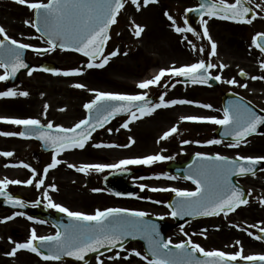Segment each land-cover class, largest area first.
Instances as JSON below:
<instances>
[{"label":"rangeland","instance_id":"obj_1","mask_svg":"<svg viewBox=\"0 0 264 264\" xmlns=\"http://www.w3.org/2000/svg\"><path fill=\"white\" fill-rule=\"evenodd\" d=\"M231 1L228 0V2ZM29 2H35V0H29ZM140 2L142 7L139 11L131 3V0H128L125 9L122 10L118 23L112 31V42L107 49V53L119 49L120 54L112 57L108 65L103 69H87L86 64L88 61L73 53L56 50L47 53L48 55L44 58L30 53L27 59L35 65V68L44 62H51L59 66L60 70L80 68L84 74L66 77L37 70L31 76L28 74L21 75L20 84L16 87H6L5 82L0 81V91L12 89L17 92H29L28 97L18 95L16 97L0 98V117L33 118L41 120L42 124L52 123L53 127L61 125L65 128H70L85 117L84 105L95 98L94 92L91 90L122 93V91H131L130 89L137 88L133 81L127 80L124 76L126 72L134 70L130 64H127V60L131 58H138L140 62H151L152 64L158 62L192 64L201 59H208L210 62L217 64L218 67L215 68V71L219 69V73L224 80L235 79L239 84H247L245 88L223 83L224 85L222 84L221 87L223 90L240 93L264 111V79H252L254 76L264 77V68H262L264 56L256 51L253 44L254 35L260 31L264 32L263 23L257 22L246 26H235L219 18L203 19L207 20L209 34L212 41L217 44V55L212 57L209 55L211 42L207 37H203L204 43L201 44L189 32L177 33L175 31L176 26L185 27L182 21V13L186 8L195 5L191 0H156V2L149 3L146 6H143V0H140ZM250 4L260 14L264 13V0H251ZM257 5L260 7H257ZM161 10H164V15L167 12L174 18L175 25L167 16L161 17L158 13ZM1 14H5L8 17L7 19L13 23V27L4 28L7 36L32 44L34 48L40 47L43 49L48 47L35 33L33 27L25 23V21L33 23V10L27 4H20L17 0H0ZM138 20L144 22L145 26L143 37L139 39L134 35V26L139 25ZM201 28L203 31L204 25L202 23ZM193 44L196 45L197 50L195 51L192 48ZM200 47L204 48L203 53L198 51ZM124 53H127V55H124ZM220 64L227 65V67L221 69L219 67ZM157 68L158 66L152 67L149 70V74H152ZM240 71L246 72L249 75V80H243L239 77ZM3 74L4 70L0 69V75ZM149 76L145 78L148 79ZM83 78L86 79L87 88L78 89L74 87ZM104 80L110 81L112 87L106 88L105 86L96 85ZM171 87V89L165 91V100L186 99L197 103L186 105V109L182 107L181 110L184 114L175 113L173 115L166 112L159 114L161 122H157L156 120L158 119L153 118L149 120L150 124L146 123V126L142 123L139 124L145 128V132L149 131L147 134H139V128L134 127V132L139 135L138 142L130 135L129 130L127 131V129L121 127L125 120L118 121L120 123V127L117 130L118 135L114 137L111 143L119 147H111L107 150V156H104L105 159L96 156L95 153L93 158H87V154L81 153L79 149L65 150L57 156V159L62 162L55 169H49L45 175L43 170L52 162L53 156L56 155L55 152L42 153L39 143L34 140L19 136L0 135V180L27 181L28 179H33V185L23 183L9 185L7 190L20 188L19 191L22 194H32L34 198L43 201L45 205H47L48 201L44 198V192H48L54 202L63 204L74 211L94 213L96 209H102L107 206L117 208L130 207L141 211L144 210L158 218L163 217V220L169 224L167 230L168 240H171L173 244L186 241L190 236L194 242L199 243L205 250H219L234 254L242 248L245 256L264 255V244L256 239L261 229H264V169L256 176L238 179L240 185L250 197L249 203L236 211V213L212 219L198 220L187 224L185 227H177L170 215L171 209L168 207V200L175 193L171 191L153 192L150 190L151 188H178L188 191L195 189L192 183L183 179L168 178L174 177L165 172L167 162L169 163L172 159L157 162L151 166L129 165L127 167L129 170L139 169L137 175L130 180V183L133 185L136 183L138 186L142 184L148 186L143 190L140 189L138 196L130 200L104 196L100 198L99 194L91 193V189H100L99 185L104 172L90 171L85 174L76 171L75 168L68 167L69 164L78 168L89 163H104L106 159L111 164H115L122 159H133L154 154H162L166 157L171 156L173 159L184 160L189 158L192 151L199 150L198 147L206 148L207 146L213 148L214 151L212 152H221L223 145L206 144V141L213 139L212 133L217 129V125L186 122L180 119L182 116L193 115L195 112L200 114L199 116H207L206 111L211 113L210 116L222 118L223 115L218 100L220 90L180 87L176 82ZM131 92H134V90L132 89ZM199 104H211L212 109L199 107ZM45 105H47V108H45ZM169 115H173V118ZM173 126H178V133L167 140H161L160 137ZM2 132H20V128L17 125L0 122V133ZM150 132L151 135H148ZM130 137L135 140V143L131 144L130 147H123V145L131 143ZM183 140L193 141V143L183 144ZM196 141L200 143H196ZM94 148L92 147V153L96 151ZM224 148L227 151L226 155L235 157L237 155L264 156V135L252 137L242 142L239 147H234L237 150L235 154H233L235 150L231 147L224 146ZM4 152H12L13 155L6 157L3 155ZM100 155L103 157V154ZM24 164L29 165V167L25 168ZM32 169H35L36 172L33 173ZM43 174L45 175V184L38 190L35 184L41 179ZM53 184L56 186V190L50 187ZM35 190H38V193L34 194ZM77 193H82V197L79 199L83 198V194L84 199L88 202H93L90 200L95 199V202H93L95 204L93 205L94 207L88 206V202L83 201L82 203L85 205L79 207L75 203V199L78 196ZM157 200L161 201V203L154 202ZM51 211L53 210L51 209ZM16 227V225L14 228L7 226V242H5L7 238H4V236L0 238V245L5 250L13 249L15 243H19L15 242L14 237L11 235V230ZM184 233H188V236H185ZM227 235L236 236V239L226 242L223 238ZM133 249L145 255L140 243H131L121 251H118L120 253L119 258L109 259L116 253L114 252L99 259L103 260L104 264L107 260L114 263L117 262V264H146V261L134 255ZM5 254V251L0 253L3 256V262H6ZM26 258L29 262H31V259L37 261L35 258ZM13 259L12 256L7 260V263L13 264ZM92 264H99V260L96 259Z\"/></svg>","mask_w":264,"mask_h":264},{"label":"snow or ice","instance_id":"obj_2","mask_svg":"<svg viewBox=\"0 0 264 264\" xmlns=\"http://www.w3.org/2000/svg\"><path fill=\"white\" fill-rule=\"evenodd\" d=\"M20 4H27L33 10L35 15V23L25 21L35 28L40 37L44 38L48 47L34 48V46L13 39L6 34L3 26H0V69L4 70V74L0 75V81H6L15 75L21 69H28L29 65L24 60V50L32 48L37 54H45L54 52L57 49L63 51H73L81 53L88 58L86 64L87 69H103L112 57L120 54L119 49H115L104 55V49L111 39L110 29L117 23V18L121 11L125 9L128 0H17ZM156 0H143V6ZM139 11L142 7L140 0H131ZM251 0H205L199 9H187L188 12L199 11L201 15H207L209 18L217 17L223 20H232L240 23H252L255 15L249 18L248 14L252 9L248 6ZM257 7H260L257 5ZM165 16L175 25L174 18L167 12ZM187 23V21H185ZM204 25L203 37L211 42L210 56L217 55V44L212 41L207 28V20H201ZM144 31V26L135 25L134 35L140 37ZM177 33L192 32L197 34L196 30L191 26L175 27ZM186 39V37H185ZM5 40L9 43H5ZM264 40V33H258L254 38L255 46L264 52V44L257 41ZM191 44V42L189 41ZM193 50L196 45H192ZM199 52L203 53L204 48L200 47ZM127 55V53H124ZM217 64L206 62L201 59L196 63L181 65L179 67L172 66L170 68H162L159 73L152 79H146L138 83L137 87L143 90L137 94H126L118 92L96 91L95 98L84 105L88 111V116L81 119L78 123L70 128L61 125L55 126V133L49 131L53 129L52 123L42 124L39 119H17L0 117V122L23 126L25 131L20 132H2L4 136H19L29 138L36 136L44 141L46 145H50L56 155L53 156L52 162L43 170L46 175L49 169H55L62 161L57 159L63 151L80 149L83 150L92 139L93 132L98 128H103L106 123L116 117L118 114L126 113L130 119L123 123L121 127L128 129L129 124L139 120L145 116H150L160 108H168L175 105H190L197 102L186 99L165 100V94L160 95L159 102L154 103L149 95V90L154 86H159L162 78L166 75L171 77H184L193 84H207L209 80L222 81L229 85L239 87H247V84H239L235 79L222 80L220 75L211 76L210 69L217 68ZM221 69L227 65L220 64ZM264 68V64H262ZM49 72L54 75L63 76H79L84 72L80 68L70 70H60L48 67L31 68L28 75L31 76L35 71ZM240 75L247 77V73L240 72ZM252 79H264V77H252ZM167 87V85H164ZM74 87L85 89L87 85L76 83ZM174 87V85H173ZM28 97V91H20L9 89L0 91V98ZM199 107L212 109L211 104H199ZM47 108V105H45ZM182 121L193 123H210L221 126L224 129L225 137H232L229 147H239L246 137L257 133L261 126H264V115L258 114L247 103L240 101L229 102V105L223 109V117L215 116H199L187 115L180 118ZM118 130V129H117ZM109 132L112 129H108ZM179 131L178 126H173L166 131L161 140H167ZM130 144L123 147H130L135 140L130 137ZM222 141L219 139H210L206 141L207 145H217ZM183 144H190L193 141L183 140ZM196 143H200L196 141ZM96 148L101 147H119L113 144H94ZM4 156L10 157L12 152H4ZM173 157L164 156L162 154L148 155L133 159H122L115 164L105 163H89L81 167L69 164L68 167L75 168L76 171L87 174L90 171L103 172L106 169L117 171H126L129 165H145L151 166L157 162L171 160ZM264 162V156L252 157L237 155L235 158H229L220 154L207 155L197 152L195 159L188 166L189 174L186 177L195 185L192 191L181 190L178 188H151L153 192L171 191L179 198L173 204H169L171 209L170 215L174 218H182L184 216H200L212 217L221 213L227 214L234 212L241 205H247L249 200L246 198L245 192L232 181L233 176H244L249 173H255L256 166ZM25 168L29 165L24 164ZM35 173L36 170L32 169ZM176 179V177H168ZM33 185V179L27 181L5 179L0 180V197H4L12 206L21 208L26 206L24 200L15 198L7 192L9 185L19 184ZM44 179H39L35 187L44 186ZM53 190L56 186L50 185ZM148 187L140 185L141 189ZM94 192H100L101 189H93ZM121 195V193H116ZM44 198L48 201L46 207L55 209L57 212L64 213L69 218L70 223L61 225V230L56 231L54 235H38L36 229H31L30 238L26 242L16 243L15 247L7 255L15 256L18 250H27L39 255L44 261L59 262L64 257H74L78 261H85L88 253H97L101 248L115 249L125 247V241L130 237L142 236L148 241L149 255H143L141 252L132 250L135 256L146 261V264H229V262L248 261L249 264H255L259 261L264 264V255H243V249L234 254L225 253L219 250H205L199 243L194 242L191 237L186 241L173 244L171 240H165L159 232V227L155 223L146 221L149 213L145 211L130 210L127 208H107L104 210L96 209L94 213L88 214L82 211L70 210L68 207L56 203L48 192H44ZM161 203V201H154ZM40 200L35 201V205H39ZM24 213L16 212L14 216L0 219V223L12 220L15 216H22ZM29 220L33 217L28 216ZM163 219V217H161ZM38 223H45L43 220ZM183 231V229H182ZM206 231V230H205ZM264 233V229H261ZM188 236V233H184ZM251 235V233H250ZM256 239H264V235L256 236ZM197 253L206 259H200ZM120 253L116 252L109 259H117ZM99 264H104L99 259Z\"/></svg>","mask_w":264,"mask_h":264},{"label":"flooded vegetation","instance_id":"obj_3","mask_svg":"<svg viewBox=\"0 0 264 264\" xmlns=\"http://www.w3.org/2000/svg\"><path fill=\"white\" fill-rule=\"evenodd\" d=\"M192 1V0H191ZM193 2V1H192ZM161 17H165L164 15V10H161L158 12ZM8 17L5 15V14H1L0 15V26H3L4 28L6 27H13V23H11L8 19ZM12 19V18H11ZM138 23L139 25L141 26H144V22H142L141 20H138ZM145 27V26H144ZM143 37V33H142V36L141 38ZM112 38L113 36L111 37V40L110 42H112ZM105 55H107V52L105 53ZM205 60L206 62H210L208 59H203ZM138 62V63H137ZM212 63V62H211ZM127 64H130L132 67L131 68H134V70H131V71H128L124 74L125 78L129 81H133V83H137L139 81H142L144 79H146L145 77H148L150 74H149V70L152 68V67H155V66H158V68L156 69L158 72L160 69L162 68H170L172 66H176V67H179L181 65H187L189 63H183V64H178V63H175V64H172V63H161V62H158L156 64H152L151 62H140L138 61V58H131V59H128L127 60ZM191 64V63H190ZM219 69L217 71H215V69H210L209 70V74L211 76H215V75H220L219 73ZM221 76V75H220ZM144 77V78H142ZM222 77V76H221ZM224 78L222 77V80ZM174 80V81H173ZM178 83L180 87H183V86H187V87H196V88H202V89H207V90H213V91H219V94H218V100H219V103L222 102V99H223V96L229 92V90L225 91L223 90L221 87H222V84L221 82L222 81H218V84L216 87H211V86H207V85H199V84H186V83H183L181 81V77H171V76H165L164 78H162L161 82H160V85L159 86H154L152 87L151 90H149L148 92V95L150 98H157V102H159V97L160 95L164 94L165 91L167 89H171V85L173 83ZM79 83H83L85 85H87V82H86V79L83 78L82 81H80ZM97 86H105L106 88H111V82L110 81H103V82H99L96 84ZM164 85H167V87H165ZM88 86V85H87ZM132 89L134 90V92H131ZM130 89L131 91H122V93H126V94H137V93H140L142 92L143 90L139 89V88H132ZM127 90H129L127 88ZM156 102V103H157ZM187 108L186 105H175V106H170L168 108H160L158 109L155 113H153L152 115L150 116H145L144 118H141L139 120H136V121H133L129 124V128L127 129V131L129 130L130 132V135L138 142L139 140V134L141 133H144V134H147L148 132H145V128L144 127H141L139 124H144V126H146V123L150 124V121L151 119L153 118H157L158 120H156L157 122H161V117L160 115L163 114V113H170V114H175V113H183L181 108ZM197 112L193 113V115H200V114H196ZM207 113V116H210L211 113L206 111ZM160 114V115H159ZM184 114V113H183ZM173 115H169L171 118H173ZM204 115V114H202ZM130 119V117L127 115L123 118H117L115 119L114 121H112L108 126H106L105 128L101 129V130H98L96 131L93 135H92V139L89 141L88 145L86 146L85 149L83 150H80L79 151L83 154H87V158H93L94 156V153L96 154V156H100V158H104V156H107L106 152L107 150H109L110 148L109 147H101V148H94V144H112L111 141L114 139V137L116 135H118L117 133V129L120 127V123L118 121L120 120H125V122H127L128 120ZM159 125V124H158ZM158 125H156V127H158ZM134 127H137L139 128V131L138 133L137 132H134L133 128ZM108 129H112L111 132L108 131ZM153 132V131H152ZM148 135H151V132L148 134ZM212 138L213 139H217L216 138V135H215V131H213L212 133ZM153 136V134H152ZM94 141H96L94 143ZM222 146V150L221 152H212L214 151L213 148H210V146H207L206 148H201V147H198L199 150H194L191 152V155L189 156V158H186L184 160H181V159H172L169 163L167 162L166 166L168 164H171V163H184L186 161H188L193 155H195L197 152H201V153H205L207 155H215V154H220V155H223V156H227L229 158H235V156H231V155H226L225 153L227 152L226 149L224 148V146H228L229 143H226V142H221L220 143ZM92 147L96 150L95 152L92 153ZM233 150H235L234 147H231ZM99 152H101L100 154H103V157L102 155L99 154ZM237 152V150H235L233 152V154H235ZM86 156V155H85ZM105 162L104 163H108L107 159L104 160ZM166 166H165V171H166ZM139 169H134L133 170V176L132 178H134L137 173H138ZM104 172V175L102 177V180L100 182V189L102 191L100 192H94L93 189H91V193H95V194H99L100 198L101 197H111V198H115V199H120V200H130V199H134V197L138 196L139 192H140V188H137V194L133 197H121V196H116V195H113L112 193H110L107 189H105L103 186H102V182H103V178L109 174L112 173V171H103ZM131 178V179H132ZM136 184V183H135ZM137 185V184H136ZM90 189V188H89ZM19 188H13L11 189V194L13 195V197H20L22 196V199L21 200H24L26 202V206L23 207V208H20L19 210H16V211H11V210H7V209H4L1 207L0 205V219L2 218H5V217H9L11 215H14L16 212H22L24 213V215L22 216H15L14 219L12 220H8L6 222H2L0 223V238H2L4 236V238H7V240L5 239V242L8 241V237L6 236L7 234V226H11V228H14L15 225L17 226L15 229L11 230L12 232V237H14V241L15 242H26L29 238H30V235H31V229L35 228L36 229V232L38 235H54L56 232L54 233H50L52 231H56L55 228L46 220H43L41 218H39V216L41 215H44L45 214V211L47 210L50 214L52 215H55L57 213V211H51L50 208H47L46 205L41 202L39 205H35V201H37L36 198H34V196H32V194L30 195H27V196H24V195H20V192H19ZM38 193V190H35L34 191V194ZM77 198L75 199V203H77L79 205V207H83L85 204L82 203L83 202H88L86 199H84V194H83V198L82 199H79L80 197H82V193H77ZM90 201H93L95 202V199H92ZM93 202H88V206H93L95 205ZM1 204V203H0ZM63 205V204H62ZM94 207V206H93ZM91 207V208H93ZM87 208H90V207H87ZM107 208H113L112 206H107V207H104L102 208V210L104 209H107ZM120 208H123V207H120ZM127 209H135V210H138L136 208H128ZM93 210V209H92ZM144 211V210H143ZM87 213V212H85ZM88 214H92V213H88ZM28 216H31L33 217V220H29L27 217ZM149 216H152V215H149ZM40 220H43L45 223L41 224V223H38V221ZM6 228V229H5ZM21 232V233H20ZM236 239V236H230V235H227L223 238L224 241L228 242V241H232ZM16 244V243H15ZM13 246V244H12ZM11 246V247H12ZM15 246V245H14ZM12 249H7L5 250L1 245H0V253H3L4 251L6 252L5 254V261L6 262H3L2 261V258L3 256L0 255V264H9L7 263V260H9L12 256L11 255H7V253H10ZM25 257H28V258H35L37 261H34L33 259H31V262H29L27 260V258L25 259ZM13 264H50V263H53V264H71V263H66V262H52V261H44L39 255L37 254H33L32 252H29V251H26V250H18L16 255L13 256ZM102 258V257H100ZM97 258H94L91 260L90 263L88 264H92L93 261H95ZM105 264H117V262H111V261H106Z\"/></svg>","mask_w":264,"mask_h":264},{"label":"water","instance_id":"obj_4","mask_svg":"<svg viewBox=\"0 0 264 264\" xmlns=\"http://www.w3.org/2000/svg\"><path fill=\"white\" fill-rule=\"evenodd\" d=\"M201 4L205 2V0H200ZM253 15H255L254 12H250L248 14L249 18H251ZM256 16V15H255ZM202 17L201 13L199 11H191V12H187V22L188 24L194 28L196 30V26H197V22L199 21V19ZM35 23V21H34ZM258 43H261V44H264V40H261V41H257ZM26 50H24V60H25V57H26ZM25 62L29 65V68L28 69H21L16 75L15 77H10V81L11 83H15L18 81V77L21 73L23 72H28L31 68H32V65L29 64L26 60ZM43 67H48V68H53L55 69V67L53 65H44ZM226 103L229 104V101ZM254 111H256L258 114L260 115H264L263 113L257 111L254 109ZM126 113H122V114H118V115H124ZM263 129H264V126H261L257 133H254L252 135H258V134H262L263 133ZM23 131H25V129L23 128ZM49 131H52L53 133H55V130H49ZM223 132H224V129L221 127L220 130L218 131V137L222 138V139H225V140H232V137H225L223 135ZM251 136V135H250ZM32 138H35L37 139L38 141L41 142V148L43 151L47 152V151H51V150H54L50 145H46L44 143V141L40 140L39 138H37L36 136H31ZM249 137V136H248ZM247 138V137H246ZM193 162V160L187 164V165H183V166H171L170 167V170L174 171L175 173L177 174H180L182 175L183 177H187L188 174H189V165ZM264 165V163H261L260 165H257L256 166V170H255V173L256 174L259 169ZM253 173H249V174H246L244 176H247V175H254ZM237 177H241V176H233L232 177V181L233 183H235L239 188H241V186L236 182V178ZM126 180H127V176H122V177H115V176H111L109 177L106 182H105V186L111 190L113 193H121V195H131L132 193H134L133 189L130 188L129 186H127L126 184ZM243 190V188H241ZM244 191V190H243ZM177 199H179L177 196H174L170 203L169 204H173ZM213 217V216H212ZM200 218H209V217H200V216H184L182 218H175L176 221H177V225L178 226H182L184 225L185 223L189 222V221H192V220H195V219H200ZM146 219V218H145ZM69 220V219H68ZM147 222L149 223H155L156 225H158L159 227V232H160V235L166 240V237H165V234H164V230L166 228L165 224L163 221L161 220H157V219H146ZM70 223V221L68 222ZM61 225H59V229L61 230ZM264 235V234H263ZM264 240V239H263ZM132 241H139V242H142L143 245H144V249L146 251V253L149 255L148 253V241L146 239H144L142 236H136V237H130L128 238L127 241H125V245L129 242H132ZM112 249H106V248H101L99 252L97 253H88L86 258H85V261H78L76 260L74 257H64L63 259L64 260H70L72 262H75V263H78V264H83V263H86V262H89V260L95 256V255H100V254H103L105 252H108ZM150 256V255H149ZM199 256V255H197ZM200 259H206L205 257L203 256H199ZM229 264H249L248 263H235V262H229ZM255 264H262V262H255Z\"/></svg>","mask_w":264,"mask_h":264},{"label":"bare ground","instance_id":"obj_5","mask_svg":"<svg viewBox=\"0 0 264 264\" xmlns=\"http://www.w3.org/2000/svg\"><path fill=\"white\" fill-rule=\"evenodd\" d=\"M155 75V73H153ZM109 163V162H108Z\"/></svg>","mask_w":264,"mask_h":264}]
</instances>
